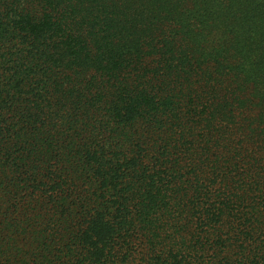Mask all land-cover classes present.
Returning a JSON list of instances; mask_svg holds the SVG:
<instances>
[{
    "label": "trees",
    "instance_id": "trees-1",
    "mask_svg": "<svg viewBox=\"0 0 264 264\" xmlns=\"http://www.w3.org/2000/svg\"><path fill=\"white\" fill-rule=\"evenodd\" d=\"M0 264H264V0H0Z\"/></svg>",
    "mask_w": 264,
    "mask_h": 264
},
{
    "label": "snow or ice",
    "instance_id": "snow-or-ice-1",
    "mask_svg": "<svg viewBox=\"0 0 264 264\" xmlns=\"http://www.w3.org/2000/svg\"><path fill=\"white\" fill-rule=\"evenodd\" d=\"M216 2H219V0H216ZM231 2H233V3H237L238 0H231Z\"/></svg>",
    "mask_w": 264,
    "mask_h": 264
}]
</instances>
